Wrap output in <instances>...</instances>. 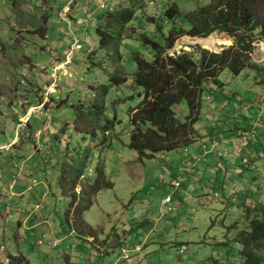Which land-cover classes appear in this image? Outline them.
Instances as JSON below:
<instances>
[{
    "label": "rangeland",
    "instance_id": "1",
    "mask_svg": "<svg viewBox=\"0 0 264 264\" xmlns=\"http://www.w3.org/2000/svg\"><path fill=\"white\" fill-rule=\"evenodd\" d=\"M209 1L0 0V133L1 129L5 133L0 134V144L10 143L17 134L15 159L24 171L20 174L28 170L26 180H16L23 194L17 197L14 187V197L7 192L8 202H1L3 255L16 251L15 234L22 235L18 212L30 214L40 205L38 215L46 213L54 235L40 238L36 231L24 241L22 252L30 256L29 264H245L242 238L250 232L252 221L262 219L255 208L264 206V70L258 76L250 71L220 76L221 92L242 95L246 106L237 105L241 115L236 119H220L230 131L217 133L213 142L223 137L238 139L240 129L252 127L254 134L245 145L239 141L238 150L235 142L228 148L216 146L206 159L208 164L196 165L195 176L186 178L176 168V161L196 160L185 149L138 160L128 148V110L142 99V90L131 87L136 70L133 56L150 61L152 53L142 37L163 43L172 27L165 16L171 2L185 13ZM122 6L134 11L133 18L110 29L111 42L100 49L96 34L100 15ZM72 34L81 50L73 55L67 72L53 75V66L64 62ZM207 40L213 46L204 45ZM231 41L216 33L205 39L184 36L168 53L190 52L195 45L214 52L231 46ZM251 59L264 64L262 43L256 45ZM212 94V98L218 96L216 89ZM228 98L226 106L233 109L237 101ZM207 104L203 100L197 126L204 123ZM37 105H42L43 113L16 130L19 118ZM178 109L182 120L186 104ZM40 138L48 142L38 155L36 140ZM100 171L112 187L100 190L91 198L89 209L78 212L88 196L87 184L94 183ZM33 180L36 185L27 191ZM174 181H181L180 189H173ZM73 184L76 187L71 190ZM0 193L5 194L1 186ZM73 194L75 213L66 218L68 195ZM166 197L172 202L164 206ZM69 230H74L75 237H64ZM86 237L96 245L113 241V250L125 249L129 259L116 261L119 251L101 257L92 254ZM56 238L61 243L46 246ZM261 244L264 251V241ZM136 246L139 251L133 250Z\"/></svg>",
    "mask_w": 264,
    "mask_h": 264
},
{
    "label": "trees",
    "instance_id": "2",
    "mask_svg": "<svg viewBox=\"0 0 264 264\" xmlns=\"http://www.w3.org/2000/svg\"><path fill=\"white\" fill-rule=\"evenodd\" d=\"M111 12L107 11L106 16L101 14L99 26L96 25L100 49H105L111 42L109 30L129 23L134 13L125 6ZM165 16L172 27L162 44L142 37L144 46L152 51L150 61L139 54L133 56L136 70L132 74L131 87L142 90V99L128 110V148L138 160L187 149L199 139L196 125L202 102L206 96L212 97L213 90L216 89L217 94L222 91L223 83L219 78L224 72L236 77L243 71H250L258 76L264 70V64L251 59L256 45L262 43L264 46V0H210L185 13L171 2ZM214 33L228 36L233 44L218 53L198 45L191 47L190 52L168 53L181 37L205 39ZM138 96H141L139 92ZM182 103L186 104L187 114L181 120L177 111ZM75 187L73 184L70 189ZM111 187L100 171L95 182L87 184L88 196L78 212L88 210L91 198L100 190ZM73 196L68 195L71 201L65 212L66 218L75 213ZM255 211L262 219L252 221L250 232L242 238L245 264H264V251L260 248L264 241V206ZM7 260V264H27L22 256H8Z\"/></svg>",
    "mask_w": 264,
    "mask_h": 264
},
{
    "label": "crops",
    "instance_id": "3",
    "mask_svg": "<svg viewBox=\"0 0 264 264\" xmlns=\"http://www.w3.org/2000/svg\"><path fill=\"white\" fill-rule=\"evenodd\" d=\"M14 93H15L14 96H16L17 92H14ZM228 96H231L234 100L237 101V104H236V102L234 104V107H236L235 109H234V107H233V109H231L229 106H226L227 100L229 99ZM205 101L208 102L207 106L209 108L204 110V112H203L204 123L200 126H197L198 124L196 125V130H197V133H199L200 137H199V139H197V141L191 147H189L185 150H187V153L190 152V153L194 154L193 160L196 159L195 161H199V163L208 164V161L206 159L208 158L209 155H211L210 154L211 152H215L214 151L215 148L214 149L211 148L212 143L216 142V141L213 142V140H212L214 135L217 133H219V134L226 133V135H227L228 131H230V129L228 130L226 128V126H223L224 122H221L220 119L223 117H225L227 119H231V118L236 119V117H239V115H241V114H239V108L240 107H237V105L241 106L242 101H243V96L238 94V93H233V94L228 93V94L224 95L220 91V92H218V96L215 98H212L211 96H206ZM13 105L15 106L16 103L13 102ZM245 106H246V100L243 102L241 108L244 109ZM10 109L12 111L14 108L10 107ZM1 131H3V133H0V134L5 135L4 130L1 129ZM241 131L243 132V130L240 129L239 132L237 133V135H239L241 133ZM16 135L17 134H15L12 137V139L10 140V143H14V145H13L14 147L11 148L12 150H10L8 153H1L0 154V174H1L0 186L5 191V194L0 193V208L1 209H2L1 202H8V198L6 196L8 195V193H7L8 187L11 185L13 179H14L13 189L18 188L19 193L16 194V196L18 197V196H21L23 194V192H21V186L17 187L16 180L17 181L19 179H25L26 180L27 175H28V173H27L28 170H25V173L20 174L21 172H24V171H21L22 167H21V165L18 167V162H17L18 160L15 159L16 154L14 153V150H15V147L17 146V143H16L17 140L15 139ZM224 138L225 137H223L222 140L217 141L218 145H217L216 149H218V147L220 145L223 146V148H228V147H230L232 141L237 140V139L226 140ZM5 141L6 142L2 143V144L8 143L7 140H5ZM37 149L39 150V152L37 153L39 155L43 152L44 146H41ZM9 153H11V155H8ZM35 155L36 154H33L32 157H35ZM196 157H198V158H196ZM188 158L187 159L184 158L183 160H180L179 162L176 161L177 170L180 167L184 166L185 162L188 161ZM29 159L31 160L30 156H29ZM14 164H15V166L13 168ZM195 167L193 168L192 172H190L189 174H186L183 172L184 176H186V178L195 176V174H196V173H194ZM15 168L18 169L17 173H15ZM171 202H172V200H171ZM170 203H168V204H170ZM18 213L21 214L20 216H22L21 217L22 220L17 222V225L20 228V230L22 229V235L19 236L17 232L15 234L16 244L18 245L15 252H12V253L5 252L4 254H6V255H3L1 253V250L3 249V247H0V262L2 264H7V262H8L7 257L8 256H14V257L22 256L24 258L25 262H27V264H29V260L31 259L30 256L27 254H24L22 252V246L24 244V241L28 240V238H33V235L36 231H38L37 237H40V238H42V236H44L45 238L47 237L50 239L54 235L52 233V230H51V225L46 220V213H44L42 215H38V211L37 212L32 211L30 213L31 215L30 214H24L22 211H20ZM45 226L48 227L47 230H44ZM75 235L76 234H75L74 230H69L68 233L64 237H71V236L75 237ZM147 236H148V234L145 237H147ZM21 237L23 238V241H22ZM88 239H89V237L84 238V240H86V243L91 244L93 246L94 250H93L92 254L96 253L98 256L101 257L103 255H108L109 253H114L116 251L117 252L119 251L120 256L117 257L116 261L119 258L124 260L123 256H122V252L126 251V250L123 248H118V249L113 250L114 243L110 244L113 241H107L106 245H96V244H92L91 243L92 241H89ZM55 240L57 241V245L59 243H61V241H62L61 238H56Z\"/></svg>",
    "mask_w": 264,
    "mask_h": 264
},
{
    "label": "built area",
    "instance_id": "4",
    "mask_svg": "<svg viewBox=\"0 0 264 264\" xmlns=\"http://www.w3.org/2000/svg\"><path fill=\"white\" fill-rule=\"evenodd\" d=\"M63 21L66 22L65 20H63ZM67 24L69 26V23H67ZM72 39L73 40H72L71 45L69 46V50L67 51V53L65 55L64 62L57 63V65L56 66L54 65L53 68L51 69V71L53 72V75H57V73L60 72L61 70H65L66 67L69 66V63H70V61L73 58V55L77 51L81 50V45L79 43V40L76 39L73 34H72ZM65 72H67V69L65 70ZM12 111H14V109ZM41 113H43L42 105H37L35 107H29L28 110L25 112V114L22 117L19 118L18 124L16 125V130H19L23 124L27 123L31 119V117L33 115L41 114ZM253 134H254V131L252 130V128L250 130H248V131L245 130V131H243L240 134V137L237 140L232 141L231 144L233 142H235L236 144H235V147L234 148H235V150H238L237 143L240 141L243 145L247 144L248 138L250 136H252ZM39 135L40 134H38L37 137H39ZM46 142H48V141L45 140V139H41V138L36 140V144H37L38 148L41 147V146H43ZM13 145H14V143L0 144V154L1 153H8L11 150V148L13 147ZM216 146H217L216 143H212L211 148L214 149V148H216ZM198 163H199V161H194V162L187 161V162H185L184 167H180L178 169V172H180V173H183L184 172L186 174H189L190 172H192L193 168ZM0 177H1V174H0ZM35 185H36V183L33 180L32 181V184L29 185L26 190L27 191H30ZM13 186H14V179H13L11 185L8 187V192H9V196L10 197H13L14 196V194H13ZM180 188H181V181H174L173 182V189L174 190H177V189H180ZM182 192H183V194H186L185 191H182ZM170 202H171V199L169 197H166V198H164V200L162 201L161 204L162 205H165V204H168ZM39 209H40V205H37V206L34 207V209L32 211L36 212ZM43 237L44 236H42V238ZM39 243H40V245L42 244L41 241H39ZM56 244H57V241L54 239L52 242L48 241L46 243V246L47 247H55ZM133 250L134 251H139L140 248L138 246H136ZM122 254H123V259L124 260L129 259L128 258V255L125 253V251H123Z\"/></svg>",
    "mask_w": 264,
    "mask_h": 264
},
{
    "label": "bare ground",
    "instance_id": "5",
    "mask_svg": "<svg viewBox=\"0 0 264 264\" xmlns=\"http://www.w3.org/2000/svg\"><path fill=\"white\" fill-rule=\"evenodd\" d=\"M219 42L222 43L223 41H219ZM204 45H206V46H213V42L211 40H207V41H204Z\"/></svg>",
    "mask_w": 264,
    "mask_h": 264
},
{
    "label": "water",
    "instance_id": "6",
    "mask_svg": "<svg viewBox=\"0 0 264 264\" xmlns=\"http://www.w3.org/2000/svg\"><path fill=\"white\" fill-rule=\"evenodd\" d=\"M231 45H232V41H231ZM222 46H223V45H222ZM177 49H178V50H181V49H182V46L178 45V46H177ZM220 51H221V49H216L214 52H215V53H218V52H220Z\"/></svg>",
    "mask_w": 264,
    "mask_h": 264
}]
</instances>
